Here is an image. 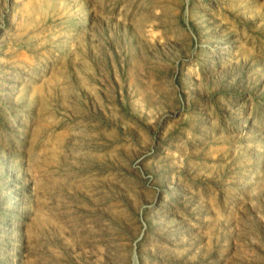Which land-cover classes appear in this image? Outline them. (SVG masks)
Segmentation results:
<instances>
[{"label": "rangeland", "instance_id": "1", "mask_svg": "<svg viewBox=\"0 0 264 264\" xmlns=\"http://www.w3.org/2000/svg\"><path fill=\"white\" fill-rule=\"evenodd\" d=\"M0 264H264V0H0Z\"/></svg>", "mask_w": 264, "mask_h": 264}]
</instances>
